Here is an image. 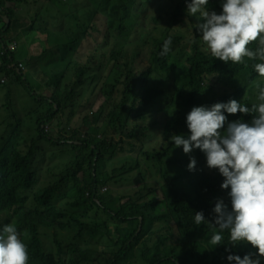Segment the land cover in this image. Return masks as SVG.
I'll use <instances>...</instances> for the list:
<instances>
[{
    "label": "trees",
    "instance_id": "obj_1",
    "mask_svg": "<svg viewBox=\"0 0 264 264\" xmlns=\"http://www.w3.org/2000/svg\"><path fill=\"white\" fill-rule=\"evenodd\" d=\"M37 1L39 0L34 3ZM53 1L63 3L67 0ZM24 2L30 4L29 0H0V21H4V25L0 27V72L4 71V74L0 75V153L5 148L10 133L6 118L7 113L11 112L14 115L34 116L44 138L53 145H80L82 150L70 158L71 164L79 166L83 160L94 162L125 158L121 156L125 150L119 148L124 141H115L113 138L101 140L98 137L101 126L99 123H93L91 114L72 113L69 109L60 111L46 102L44 90L49 83L48 75L53 72L60 73L64 82L76 88L75 102L79 105H86L96 80L106 83L105 87L112 98L115 95L124 98L130 96L131 105L128 107L125 102L122 103L120 110L115 109L110 113L113 118L128 109L131 113L135 112V87L156 91L166 101L167 107L160 112L165 132L169 137L190 135L186 117L193 107L210 108L215 103H227L232 99L248 106L253 103L249 98L242 100L249 82L244 76L240 85L230 87L223 93H212L210 87L213 77L224 80L227 74L239 82L241 67L244 72L248 70L251 79L255 80L258 74L252 64L259 61H246V67L243 64L236 66L231 62L225 64L214 59L206 50L200 37L201 33L195 27L198 23L189 28V34H186L181 26H172L168 31L160 29V33L151 35L147 26L139 23L138 27L136 16L126 5H122L121 9L103 8V3L99 2V6L94 10L68 7L62 17L54 18L51 9L43 8L34 10L29 16L20 15L16 12V5ZM222 2L223 0H209L208 10L220 14ZM21 28H27V33L20 31ZM140 28L143 31H140ZM11 33L16 35L13 50L8 47V35ZM163 34L166 39L171 37L172 43H179L187 49L188 61L173 60L160 55L166 40H162ZM150 35L151 40L148 39ZM82 47L86 49L84 52H80ZM251 47L255 49L256 45L252 44ZM137 49H141V52L154 62L147 67L136 69ZM103 64L107 65L103 66L100 73H92L94 66ZM33 68H36L38 73H35ZM156 114V110L141 106L134 115L133 124L124 130L123 134L136 138L135 125L140 121L147 122V118L154 119ZM251 118L239 113L228 116L229 121H250ZM51 121L56 124L58 138L51 137L45 131V125ZM172 150L183 155L175 166L168 163ZM36 152L35 144L27 151L13 147L9 157L0 161V206L33 202L38 188L44 194L53 190L52 186H44L40 183V178L38 179L34 169L37 163ZM138 154L147 160L162 164L170 174L176 169L180 171L179 174L195 175L202 183L208 185L217 194V197L210 198V222L215 215L213 209L217 199H223L230 209V199L227 196L230 189H221L223 177L218 170H210L207 167L206 157L199 149L185 154L182 146L176 148L169 142L161 149H140ZM192 157L196 160V168L189 171L188 164ZM114 205L119 211L118 219L113 220L107 230L110 233L114 226H119L116 231L113 230L118 242L108 248L112 251L119 250V244H125L129 239L137 252L138 264H229L228 255L243 258L249 253L254 259L258 258V253L253 249L249 250L246 243L235 247L211 245V227L208 233L202 234L201 244L191 243L182 238L178 232V224L172 217L152 213L147 208L133 213L134 207L139 208L135 198L132 199L127 212L121 211L116 201H102L97 207L107 212ZM133 214L135 217H130ZM121 222L128 223L127 235L126 229L120 227ZM85 224L86 222L81 228ZM96 234L107 236L106 233ZM224 236V243L227 244L228 233L225 232ZM226 247L229 251H226ZM260 264H264V258H260Z\"/></svg>",
    "mask_w": 264,
    "mask_h": 264
},
{
    "label": "clouds",
    "instance_id": "obj_2",
    "mask_svg": "<svg viewBox=\"0 0 264 264\" xmlns=\"http://www.w3.org/2000/svg\"><path fill=\"white\" fill-rule=\"evenodd\" d=\"M185 2L188 16L199 14L202 22L195 27L214 59L246 67V61H259L252 67L264 78V0H223L220 14L208 10L209 0ZM252 44L256 45L255 49ZM171 45L169 37L163 43L162 57L168 55ZM48 76L49 83L44 90L46 102L60 111L73 109L91 114L94 123L101 121L98 133L101 140L114 136L107 134L113 125L118 123L124 131L133 124L131 112L115 118L110 116L116 109L113 102L120 96L112 98L97 80L86 105H79L75 102L77 90L73 85L64 82L58 72ZM134 92L144 107L156 110L167 106L156 91L135 87ZM238 113L252 118L228 120V116ZM186 125L190 135H172L170 142L176 148L182 146L185 154L193 149L204 153L207 167L218 170L223 177L221 189H230L227 191L230 209L223 199H217L214 218L208 221V195H217L208 185L188 173L173 176L162 164L139 154L117 160H83L79 166L36 163L38 179H44L46 186H52L53 190L44 194L38 188L33 202L0 206V264H53L56 247L68 246L92 211H96L94 220L101 222L105 230L118 219L116 205L103 212L98 204L116 201L121 211L127 212L133 198L139 203L133 213L147 208L172 217L182 238L191 243H200V231H208L209 225L211 245L235 247L246 243L257 250L255 259L251 253L243 258L228 255L229 264L233 261L260 264V258H264V86H257L256 101L250 106L232 99L210 108L193 107L187 114ZM195 168L196 160L192 157L188 170ZM120 227L126 229L127 235L128 223L121 222ZM132 250L135 247L129 239L119 244V255L110 248L93 246L84 259L69 264H113L120 258L127 259L126 264H134ZM226 251H229L227 247Z\"/></svg>",
    "mask_w": 264,
    "mask_h": 264
},
{
    "label": "rangeland",
    "instance_id": "obj_3",
    "mask_svg": "<svg viewBox=\"0 0 264 264\" xmlns=\"http://www.w3.org/2000/svg\"><path fill=\"white\" fill-rule=\"evenodd\" d=\"M35 0H29L30 4L22 3L21 5H16V12L23 16H29L34 10L38 8L51 9L52 17H62L68 7H75L78 9H91L94 10L99 5V2H102L103 8H117L121 9L122 5H126L130 12L136 16L137 25L147 26L151 35H157L160 33V29H165L168 31L172 26H181L183 31L186 34H189V28L195 23H199L201 20L199 14L197 16H188L186 13V2L183 3L182 0H67L63 3L53 0H39L34 3ZM12 6V4H9ZM4 25V21H0V27ZM20 31L27 33V28H21ZM140 31H143L140 28ZM151 35L148 38L151 40ZM9 43L13 40H16V35L11 33L8 35ZM166 39L165 34H163L162 40ZM139 40V39H138ZM86 49L84 47L80 48V52H84ZM131 52V51H130ZM136 53V69H141L142 67H147L151 65L154 60L147 58L145 54L141 52V49L135 50ZM173 60L179 59L181 61H188V51L186 48L182 47L179 43H172L171 51L167 55ZM107 64L94 66L92 68L93 74H98L101 72L103 66ZM121 70L120 68H117ZM35 73H38L36 68H33ZM238 81L234 79L233 76L227 74V77L224 80H219L217 77H213V83L210 87L212 93H223L230 87L240 85L243 82V76L245 79H248V87L246 89L245 95L242 100L247 98L251 99L253 102L256 101V89L257 86H264V78L257 76L255 80L251 79L250 73L248 70L244 72V68L239 69ZM4 71L0 72V75H3ZM253 80V81H250ZM102 85H106L105 82H101ZM129 107L131 105V97L120 96L118 100L114 101L113 104L116 106V109L120 110L122 103ZM2 102H0L1 104ZM137 108L133 115L138 113V110L141 108V104L137 101ZM167 107V106H166ZM162 108H157V114L154 119L148 120L147 122L140 121L135 125L137 132L136 138L127 137L121 131L120 125L117 123L113 125L108 131L107 134L114 135L113 138L115 141L123 140L124 142L119 146L123 148L125 152L121 155L126 156H137L138 150H153L161 149L164 145L169 144L170 137L165 132V127L162 123L161 112ZM70 112L74 113L73 109H69ZM127 112H130L128 109ZM7 124L10 126V133L7 138V143L5 148L0 153V161L8 158L13 147H19L21 150L27 151L30 147L35 144L37 163L45 164L50 161H60L63 162V158L67 157L68 159L75 156L82 150L80 145H70L69 143H62L60 145H53L46 141L43 136V131L38 128L36 118L34 116H20L19 114L14 115L11 112L7 113L6 118ZM94 123V121H93ZM99 124L101 121L98 122ZM144 127V128H143ZM45 131H47L51 137L58 138L59 132L56 127L55 122L51 121L45 125ZM85 136V134H82ZM109 138V139H111ZM108 139V140H109ZM133 150V151H131ZM171 156L168 159V163L171 166H175L180 162V159L183 158V155L178 151H171ZM72 160L63 162L66 165L71 164ZM179 170L173 169L171 175H178ZM152 182V180H149ZM40 183L44 186V179H40ZM165 193H168V190H165ZM155 213V212H152ZM96 217V211L92 214V225L95 228L97 233L103 234L106 233L108 236L110 233L108 230H105L104 226H100L101 222L94 220ZM115 236V233H114ZM91 241L94 242L95 246L102 248H108V245L104 243H99L97 236H93ZM117 239L116 242L117 243ZM249 250L254 249L251 245L247 244ZM116 255H119V250L113 251ZM119 261V260H118ZM117 261V262H118Z\"/></svg>",
    "mask_w": 264,
    "mask_h": 264
},
{
    "label": "crops",
    "instance_id": "obj_4",
    "mask_svg": "<svg viewBox=\"0 0 264 264\" xmlns=\"http://www.w3.org/2000/svg\"><path fill=\"white\" fill-rule=\"evenodd\" d=\"M67 157L63 158V162H67ZM50 162H60V161H50ZM60 162V163H63ZM95 211H92L90 214L89 219L87 220L85 226L83 228H80L77 232L74 239L70 242L68 246H58L56 247V259L53 262V264H69L76 260H82L85 258L87 251L95 246L94 242L91 241V238L93 236H97V239L99 240V243H104L108 246H114L116 243V237L114 236L113 230L116 231L119 226H114L112 229V232L108 236L101 237L100 235L96 234V230L92 225V214ZM100 226H103L100 224ZM132 252L135 254V259L137 263V252L136 250H132ZM128 261L125 258H121V260L118 261V264H126Z\"/></svg>",
    "mask_w": 264,
    "mask_h": 264
},
{
    "label": "water",
    "instance_id": "obj_5",
    "mask_svg": "<svg viewBox=\"0 0 264 264\" xmlns=\"http://www.w3.org/2000/svg\"><path fill=\"white\" fill-rule=\"evenodd\" d=\"M237 66V65H236ZM236 81H237V79H236ZM236 87H237V85H236ZM219 190H218V195H219ZM211 197H217V195H208V221H210L209 220V213H210V198ZM141 221H142V218H141ZM209 230H210V226L208 225V231H200V244L202 243V234L203 233H208L209 232Z\"/></svg>",
    "mask_w": 264,
    "mask_h": 264
},
{
    "label": "built area",
    "instance_id": "obj_6",
    "mask_svg": "<svg viewBox=\"0 0 264 264\" xmlns=\"http://www.w3.org/2000/svg\"><path fill=\"white\" fill-rule=\"evenodd\" d=\"M14 42L12 41L11 43H9V48L10 49H15L14 46H13Z\"/></svg>",
    "mask_w": 264,
    "mask_h": 264
},
{
    "label": "bare ground",
    "instance_id": "obj_7",
    "mask_svg": "<svg viewBox=\"0 0 264 264\" xmlns=\"http://www.w3.org/2000/svg\"><path fill=\"white\" fill-rule=\"evenodd\" d=\"M148 179H149V180H152V178H151V177H148Z\"/></svg>",
    "mask_w": 264,
    "mask_h": 264
}]
</instances>
